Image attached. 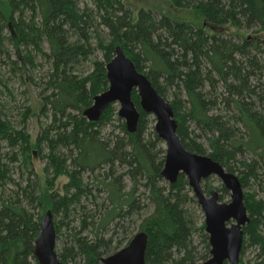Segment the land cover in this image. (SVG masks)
Listing matches in <instances>:
<instances>
[{
  "label": "trees",
  "instance_id": "1",
  "mask_svg": "<svg viewBox=\"0 0 264 264\" xmlns=\"http://www.w3.org/2000/svg\"><path fill=\"white\" fill-rule=\"evenodd\" d=\"M167 1L203 23L152 9L135 18L124 0H0V64L24 94L38 91V104L20 105L0 71V264H40L47 211L62 264H103L139 233L146 264L211 258L187 177H163L167 151L138 92L136 133L116 104L97 121L84 115L110 87L117 48L171 104L183 147L238 175L249 214L240 263L264 264V0Z\"/></svg>",
  "mask_w": 264,
  "mask_h": 264
},
{
  "label": "water",
  "instance_id": "2",
  "mask_svg": "<svg viewBox=\"0 0 264 264\" xmlns=\"http://www.w3.org/2000/svg\"><path fill=\"white\" fill-rule=\"evenodd\" d=\"M107 74L109 89L95 97L94 104L85 112V117L90 121H97L112 104H118L119 117L126 122L129 132L136 133L140 113L132 94L137 91L142 110L155 118L156 133L166 147L164 179L175 184L179 175L184 174L204 213L211 245V258L205 264H241L243 229L249 222V214L239 177L227 172L210 157L191 153L183 147L177 135V121L171 104L158 93L144 74L136 70L121 48L116 49L115 58L107 66ZM211 177L219 178L230 192L229 203L221 202L217 191H212L210 195L205 193L202 183ZM147 242V235L139 233L127 246L102 259V262L146 264ZM34 255L40 264H62L57 252L56 230L51 211L43 215Z\"/></svg>",
  "mask_w": 264,
  "mask_h": 264
},
{
  "label": "rangeland",
  "instance_id": "3",
  "mask_svg": "<svg viewBox=\"0 0 264 264\" xmlns=\"http://www.w3.org/2000/svg\"><path fill=\"white\" fill-rule=\"evenodd\" d=\"M124 2L127 6L131 8L135 18L138 17L140 10L152 9L158 12L165 13L172 20L177 21V22H188V23H194L197 25H201L203 23L200 16L196 14L194 11L181 10V9L174 8L167 0H124ZM206 30L209 34L214 33V31L210 27H207ZM227 30L229 32H235L233 29L227 28ZM0 71L3 74H5V78L9 80V86L13 92L12 97H15L17 103H19L22 106L26 104L27 102H29L28 104H32V103L38 104V91L36 88L31 87L29 90L30 92H27V94H24V92L26 93V91L29 89L27 88L28 86H25L22 83H20V80L18 79V77L14 76L15 72L9 66H1L0 64ZM46 71H47V68H45L44 71H42L40 74L44 75ZM8 100L10 101L12 100V98ZM116 105L119 110L120 106L118 104ZM150 126L155 127V123L150 124ZM163 146L164 148H166L164 143H163ZM62 181H65V179H63ZM205 181L208 182L210 186L213 188H217L220 185H223L222 181L217 177H211L210 179L205 180ZM205 181H203V183ZM245 191H251V188L246 189ZM230 198H231V194L229 196H225L223 203H229L231 200ZM193 209L197 212V216L200 217L199 225H201L202 219L203 221H205L202 208L198 203V206L194 205L192 207V210ZM253 258H254V254L252 253V251H249L247 252L245 256L244 261L249 262L250 260H253Z\"/></svg>",
  "mask_w": 264,
  "mask_h": 264
}]
</instances>
